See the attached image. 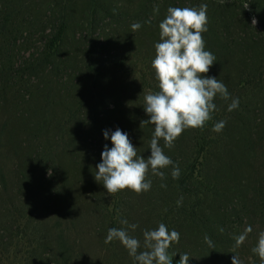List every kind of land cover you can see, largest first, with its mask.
Listing matches in <instances>:
<instances>
[{"label": "trees", "instance_id": "trees-1", "mask_svg": "<svg viewBox=\"0 0 264 264\" xmlns=\"http://www.w3.org/2000/svg\"><path fill=\"white\" fill-rule=\"evenodd\" d=\"M59 2L65 3L66 0H59ZM208 2L213 8L224 5L217 3L216 0ZM206 4L208 3L206 2ZM88 5L87 15L89 23L92 25L96 20L97 8H99L98 0H89ZM177 7L197 6L183 2ZM61 9L55 18L45 16V20L42 22L49 26V28L44 27L46 39L42 51H38L37 56L32 54L16 69L9 67L6 69V73H4V69L0 70V80H5V84L11 86L16 83L15 79L21 80V74H39L47 70L52 73L49 80L37 87L31 84L27 89L24 88L27 85V80L25 83L17 82L22 84V87L25 84L22 91L24 98L32 92V101L35 99L34 111L22 114V117L19 118L21 122L18 121V124L7 123L0 128V171L3 172L2 164L9 168L8 162L13 158L12 155L21 162L18 164L16 176L19 177L22 184L21 188L25 192V203L27 204L19 207L21 211L18 208L16 221L29 223L30 219L27 216H32L34 212L39 216L32 235L30 232L27 233L28 227L24 226L23 231L18 230L13 236L16 238V242L14 240L6 250L0 249V264H5V262L7 264H85L86 257L78 242L84 233L81 220L84 216V209L83 206H80V202L74 198H79L77 195L78 181H84L88 187H90L89 184L94 185L90 181L92 173L90 170L96 169L94 162L99 164L101 155L94 157L83 155L82 150L78 149L79 139L84 132H88L90 135L102 138L103 148L105 144L111 148L112 143L111 133L107 140L103 133L97 135L95 128L85 123L84 113L86 108L91 106L96 115L95 120L102 113L99 110L110 104L109 99L120 97L119 93H123L122 95L125 93L122 80H117L116 85L100 82V70L95 67L93 57L94 54L106 53V46L103 43H97L92 46L91 51L82 52L76 57L69 54L68 50L65 54L63 53L64 43L70 29V15L66 12L67 8L62 6ZM255 9L260 10L261 34L264 37V8H260L257 3ZM113 17L116 15L112 13L110 18ZM4 20L8 21L7 18ZM94 32H96L95 29L93 32L90 31L86 39ZM205 33L202 34L203 37H205ZM154 40L159 42V37H155ZM209 42L206 39V43L209 44ZM226 48L224 51L216 50L215 55L227 53L229 45L226 44ZM61 57H65L66 60L64 62L58 60ZM78 57H82L84 60L79 73L82 75L89 73L94 77H90V92L86 96L73 98L71 105L67 106L70 99L67 87L62 83L65 82L63 76L67 75L70 67L64 63L68 60H76ZM139 83L137 89L140 90V95L137 94L135 102L137 106L130 123L135 126V129L134 131L130 129L129 139L138 149V154L147 158L150 155L149 146L155 126L145 124L140 127L142 120L150 119L144 111V96L150 90L156 92L159 89L158 84H150L144 79ZM244 84L241 81L240 85ZM131 88L134 91V88L129 84L127 89ZM229 115V113L217 114L213 112L212 119L206 123L205 127L185 130L174 141V147L171 149L164 147V141L161 139L160 146L165 155L171 158L173 165L161 170L165 173V179L161 180L151 171H149L148 179L152 181L150 190L164 193L169 196L168 199L163 200L165 201L162 203L163 206H156L152 210L146 211L145 207H140L137 209L139 212H134L135 209H132L127 214L121 215L119 220L108 222L110 227H122L119 221L126 218L130 224L138 225L134 232L130 231V235L138 239H141L144 230L156 229L160 223L165 224L169 232L176 230L180 233V240L178 243L173 242L168 249L170 255L177 253L173 257V264H178L180 253L189 255L188 264H232L233 256H241L242 253L246 255L250 264H261L259 256L252 251L257 244L250 247L245 243L236 245V238L240 236L242 226L240 221L233 224L232 218L242 220L245 206L233 205L244 203L241 187L244 182V171L247 168L250 169L251 163L246 160L243 154H246V150L252 151L255 143L253 140L242 142L236 130L232 131L229 143L223 131L225 128L219 133L212 130L216 123L214 120L225 119L228 121ZM261 121L262 124H257V126H259V134L264 137V119L262 118ZM51 135L52 137H50ZM21 138L30 139L29 143L25 144L27 147L22 145ZM50 138L54 140L48 142ZM42 141H45L43 147ZM5 148H7V153L4 152ZM53 153L56 155L52 156ZM66 153L68 157H66V162H63L61 159ZM56 156L62 163L58 176L60 178H57L53 185L51 181L55 178L56 170L52 171L49 165L53 164V159ZM213 159L216 160V163L206 173L209 161ZM173 166H178L180 169L179 179L172 178ZM2 172L0 173L1 181L6 184V177ZM47 174L51 177L49 180L44 179ZM161 184H166V187H161ZM194 185L199 189L195 193H193ZM84 189L82 190L84 191ZM35 196H39L41 199L36 205L31 201V199H35ZM180 196L186 200V203L181 202L178 206L177 201L181 200ZM202 197H205L204 201H202ZM208 198L212 200H210L211 206H203ZM232 200L235 202L233 201L231 206H228L229 201ZM50 203H55L56 206L52 207ZM105 229L107 230L106 227ZM205 235L211 239L213 247H209L205 242ZM31 244L36 247L35 254L29 251ZM117 246V254L114 255L113 263L110 262V264H134L132 257L119 241ZM10 247H14L15 250L11 257H9ZM24 250L28 252L23 253ZM240 264L242 263L240 262Z\"/></svg>", "mask_w": 264, "mask_h": 264}, {"label": "rangeland", "instance_id": "rangeland-1", "mask_svg": "<svg viewBox=\"0 0 264 264\" xmlns=\"http://www.w3.org/2000/svg\"><path fill=\"white\" fill-rule=\"evenodd\" d=\"M208 1L211 0H98L96 20L90 25L87 15L89 0H66L65 3L64 1L60 3L59 0H0V70L4 69L6 73V69L18 68L32 54L37 56L36 53L42 51L46 39L44 27L48 24L42 23L45 16L55 18L64 6L70 15V29L64 43L63 53L65 54L68 50L69 54L76 57L82 52L91 51L92 46L97 43H103L106 46V53L94 54L93 57L95 67L100 70V82L116 85L117 80H122V86H124L125 94L119 93L120 97L109 99L110 104L99 110L102 113L95 120L96 115L92 107L86 108L85 123L95 128L97 135L104 133L105 130H108L110 134L119 128L130 136V129L132 131L135 129V126L130 123L137 106L135 104L137 94L140 95V90L137 89L139 82L144 79L150 84H158L152 68V60L155 58L154 45L157 43L154 38L159 37L158 24L167 15L169 7H177L183 2L198 7L207 2L208 31L205 33L206 38L204 37L205 49L215 55L216 50L227 49V44L229 50L227 53L215 55L216 62L206 75L222 81L230 96L239 99L238 108L229 112L227 109L231 100L225 101L217 96L214 100L217 110L214 113H229L230 115L227 118L228 121L217 119L214 123L221 120L227 122L223 131L229 143L233 130L237 131L242 142L253 140L255 143L252 151L246 150V154H243L251 163L250 169L247 168L244 171V182L241 187L244 203L233 205L245 206L243 219L232 218L233 224L241 222L240 236L246 234L243 243L250 247L257 244L259 233L264 231V137L259 134V126H257V124H262L261 119H264V82H262L264 80V37L261 34L260 10L255 9L257 3L260 8H264V0H226V2L216 0L217 3L224 4L219 8H213ZM245 3H249L248 9L243 8ZM154 6L159 7L158 13L154 12ZM112 13L116 17L110 18ZM253 17L257 20L255 26L252 25ZM5 18L8 19L7 22ZM148 20H151L150 24L146 23ZM137 22L141 24V28L133 32L131 25ZM93 29L96 32L86 39ZM206 39L210 41L209 44L206 43ZM58 60L64 62L66 59L61 57ZM68 61L64 64H68L70 68L67 75L63 76L65 82L62 83L67 87L70 99L67 106L71 105L73 98L86 96L90 92V77H94L89 73L84 75L79 73L82 69L81 64L83 66L84 63L82 57ZM20 76L21 80L15 79L16 83L12 86L5 84V80H0V128L7 123L18 124V121L21 122L19 118L22 114L34 111L35 99L32 101V92L24 98L22 91L24 88L28 89L31 84L35 87L43 85L44 81L52 77V73L47 70L39 74H21ZM26 80V87H24L25 84L24 88L22 84H18L25 83ZM241 81L245 83L242 86ZM129 84L134 91L132 88L127 89ZM21 140L22 145L27 147L25 144L29 143L30 139L21 138ZM52 140L54 139L50 138L48 142ZM101 140L100 136L98 138L96 135L84 132L79 139L78 149L82 150L83 155L99 156L104 150ZM44 143L45 141H42V147ZM55 155V153L52 154V156ZM66 155L61 159L63 162H66V157H68ZM12 156L13 158L8 162L9 168L2 164L3 172L0 171L6 177V184L2 183L0 177L1 250H6L12 245L16 239L13 236L18 230L23 231L24 226L28 227L27 233L30 232L32 235L37 226V218H39L38 214L33 211L32 216H27L30 219L29 223L16 221L18 208L26 206L27 203H25V192L21 188L22 184L16 176L18 164L21 162L14 155ZM61 160L56 156L53 164L49 165L52 171L56 170L55 178L51 181L53 185L57 178H60L58 176L61 172ZM214 163H216L215 159L209 161L206 173ZM94 165H97L96 161ZM96 170H90L92 171L90 181L94 185L88 183L90 186L88 187L84 181L77 182L79 198H74V200L77 199L84 209V216L81 218L84 233L78 242L86 257L85 264H110V262L113 263L114 255L117 254L118 241H112V245H110L111 242L105 243L108 229L111 228L108 222L119 220L121 215L127 214L132 209H135L134 212H139L137 209L140 207H145L147 211L156 206H163L162 203L165 202L163 200L168 199L169 196L151 190L137 194L129 189L109 195L103 184L96 182L94 177ZM50 178L48 174L44 177L45 180ZM154 181L156 182V179ZM198 190L195 186L193 193ZM36 196L35 199H31L35 205L41 200L39 196ZM204 199L205 197H202V201ZM210 200L206 199L203 206H211ZM233 201H229L228 206H231ZM182 203H186L183 197ZM50 206L56 205L50 203ZM249 227H251V232H247ZM140 240L143 241V232ZM10 248L9 257L13 256L15 251L14 247ZM29 251L36 253L34 244L30 245ZM24 252L28 251L24 250ZM237 257L242 264H250L244 253Z\"/></svg>", "mask_w": 264, "mask_h": 264}, {"label": "clouds", "instance_id": "clouds-1", "mask_svg": "<svg viewBox=\"0 0 264 264\" xmlns=\"http://www.w3.org/2000/svg\"><path fill=\"white\" fill-rule=\"evenodd\" d=\"M226 2V0H223ZM249 3L243 5L248 9ZM207 4L198 7H169L167 15L159 23V42L155 43V58L152 68L158 81L159 91H149L144 96V111L150 119L142 120L140 127L145 124L154 125L150 141V155L144 158L138 154L126 132L117 128L111 133L112 147L104 145L101 162L96 165L95 180L102 183L109 195L129 189L137 194L151 189L152 181L148 179L149 171L161 180L165 179L162 169L173 165L170 157L165 155L160 146L171 149L174 141L187 129L203 128L212 119V113L217 110L214 100L217 96L231 103L228 111L239 106V99L232 98L226 85L216 77L207 76L210 68L216 62L215 55L205 49L203 33L208 31ZM154 12L159 7L154 6ZM151 23V20L146 21ZM255 17L252 25H256ZM135 32L141 28L139 22L131 25ZM221 120L213 125L214 132H221L226 126ZM105 140L109 139V131L105 130ZM173 179H179L180 169L173 166ZM166 187V184H161ZM182 202L177 201L178 206ZM120 228H109L105 243L119 241L132 257L134 264H173L177 253L168 252L173 242L178 243L180 233L176 230L169 232L166 225L160 223L158 228L143 231V241L130 235L137 224H130L126 218L120 219ZM223 231V229H221ZM251 232V227L247 229ZM246 239V234L236 238L239 246ZM205 242L213 247L211 239L205 235ZM264 264V231L259 233L257 245L252 249ZM189 255L180 253L178 264H188ZM232 264H240L233 256Z\"/></svg>", "mask_w": 264, "mask_h": 264}]
</instances>
